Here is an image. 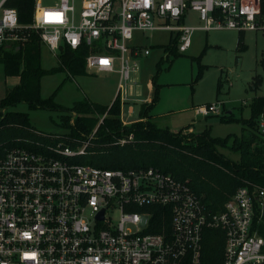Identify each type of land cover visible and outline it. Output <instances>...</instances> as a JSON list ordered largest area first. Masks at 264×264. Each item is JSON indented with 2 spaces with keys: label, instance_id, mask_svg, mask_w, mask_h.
Listing matches in <instances>:
<instances>
[{
  "label": "built area",
  "instance_id": "1",
  "mask_svg": "<svg viewBox=\"0 0 264 264\" xmlns=\"http://www.w3.org/2000/svg\"><path fill=\"white\" fill-rule=\"evenodd\" d=\"M8 2L0 0V49L32 32L57 56L65 46L87 49L89 72L119 75L110 107L119 100L121 111L131 74L151 53L134 41L136 33L168 31L180 53L197 30L264 31L261 0H35L30 25L20 23ZM189 11L199 14L201 25L186 23ZM196 112L216 114L220 106ZM69 115L75 125L78 112ZM107 116L77 146L65 143L64 137L74 140L65 133H40L43 140L0 147V264H202L207 228L224 233V264H264V237L255 225L263 186L239 187L223 210L211 213L188 182L157 167L107 169L76 161ZM120 118L127 124L122 112ZM259 123L264 133V119ZM157 206L169 217L161 221Z\"/></svg>",
  "mask_w": 264,
  "mask_h": 264
},
{
  "label": "trees",
  "instance_id": "2",
  "mask_svg": "<svg viewBox=\"0 0 264 264\" xmlns=\"http://www.w3.org/2000/svg\"><path fill=\"white\" fill-rule=\"evenodd\" d=\"M8 5L17 9L22 25L33 22L35 0H9ZM264 15V0H261ZM238 48L247 49L243 32H239ZM41 39L38 33L32 32L29 39L14 47L0 49V60L5 64L7 74L21 75L20 84L10 90L1 100L0 106V147L24 144L25 139L38 140L34 133L29 116L24 112L11 111L10 108L20 102H27L32 107H49L58 109L54 94L47 98L41 96L40 79L45 73L67 70L72 75L87 74V49L62 48L58 54L59 65L47 71L41 65ZM165 50L177 56L176 46L170 44ZM160 60L159 65L162 63ZM264 69V57L258 61ZM156 75L153 78V96L149 103L142 104L140 120L124 125L119 100L110 107L91 101L76 103L70 110L78 112L75 125H71L70 115L65 116L64 125L71 128L66 144L79 145L83 135L91 132L98 119L108 111L104 123L99 128L98 138L94 141L86 155L76 161L89 163L107 169H133L139 167H157L163 172L172 174L176 179L188 182L192 190L202 199L211 213L224 209L225 203L241 186L259 185L264 187V133L260 131L259 118L264 113V95L254 97L250 103V117L238 119L224 115L226 121H242L247 133L241 137H215L205 130L200 133H185L184 129L173 132L158 126L152 118V109L158 101V88L155 87ZM258 87L260 79H256ZM222 81L218 83L221 92ZM110 107V108H109ZM92 113L97 117L84 118L80 112ZM133 135L125 144L119 141ZM186 136L193 137L192 140ZM66 138V137H64ZM231 141V142H230ZM220 148H229L240 154L239 160L227 157ZM159 217H169L165 207L157 206ZM134 210L139 208L134 207ZM163 211V212H162ZM166 211V212H165ZM256 228L264 237V209L258 213ZM151 229L149 231H155ZM224 233L220 229L207 228L204 231L202 264H224Z\"/></svg>",
  "mask_w": 264,
  "mask_h": 264
},
{
  "label": "rangeland",
  "instance_id": "3",
  "mask_svg": "<svg viewBox=\"0 0 264 264\" xmlns=\"http://www.w3.org/2000/svg\"><path fill=\"white\" fill-rule=\"evenodd\" d=\"M58 1L43 0L46 5H55ZM186 23L201 25L199 14L190 11ZM239 35V31L234 29L197 30L192 35L188 50L175 56L165 50L171 39L170 32L136 33L134 41L149 46L151 53L140 61V70L131 74L127 85L128 99L121 111L123 120L131 122L139 118L140 107L151 96L150 83L154 86L153 78L156 75L155 87L158 88L159 97L152 109L151 119L158 126L173 132L184 129L188 134L192 133L186 130L189 127L196 133L207 130L215 137L230 136L231 141L247 133L242 121H226L223 117L249 118L252 99L264 95V69L258 63L264 57V31L243 32L247 45L244 51L238 48ZM40 54L43 69L49 71L59 65L58 56L47 44L41 43ZM86 71L87 74L72 75L67 70H61L45 73L41 77V96L47 98L55 93L54 101L60 108L32 107L27 102H20L10 110L28 114L33 127L31 131L40 136L38 140H43L40 133H70L71 128L64 125V118L76 103L91 101L110 104L116 96L117 73ZM256 79H260L258 87H255ZM220 80L222 87L218 93ZM20 81L21 75L7 74L5 64L0 60V103ZM119 102L122 106V102ZM212 103L219 104V113L197 114L198 106ZM80 116L97 120L92 113L81 111ZM262 119L264 113L259 122ZM186 139L192 140L193 137L186 136ZM63 140L66 142L67 139ZM220 151L234 160L240 158L238 152L229 148H220Z\"/></svg>",
  "mask_w": 264,
  "mask_h": 264
},
{
  "label": "crops",
  "instance_id": "4",
  "mask_svg": "<svg viewBox=\"0 0 264 264\" xmlns=\"http://www.w3.org/2000/svg\"><path fill=\"white\" fill-rule=\"evenodd\" d=\"M190 12V11H189ZM192 12H196V11H192ZM146 58V57H145ZM142 60V59H141ZM151 84V88H152V90H151V96L150 97H148V99H147V101H145L144 103H149L150 101H151V99H152V94H153V89H154V86L152 85V82L150 83ZM112 103V102H111ZM110 103V104H111ZM143 103V104H144ZM109 104V105H110ZM141 107H142V105H141ZM141 107H140V111H141ZM199 107V106H198ZM197 109V108H196ZM130 110L131 111H133V108L132 107H130ZM140 111H139V118L137 119V120H135V121H131V122H126V123H133V122H136V121H138V120H140L141 118H140ZM186 130H188V131H191V132H194V133H196L194 130H193V128L192 127H189V128H187Z\"/></svg>",
  "mask_w": 264,
  "mask_h": 264
},
{
  "label": "water",
  "instance_id": "5",
  "mask_svg": "<svg viewBox=\"0 0 264 264\" xmlns=\"http://www.w3.org/2000/svg\"><path fill=\"white\" fill-rule=\"evenodd\" d=\"M104 211L99 214V218H103Z\"/></svg>",
  "mask_w": 264,
  "mask_h": 264
}]
</instances>
